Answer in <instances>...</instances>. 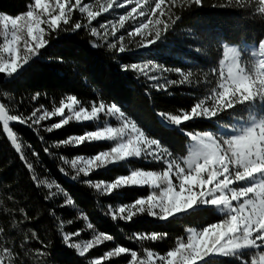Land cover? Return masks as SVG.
<instances>
[{
	"label": "snow or ice",
	"instance_id": "6c2138e0",
	"mask_svg": "<svg viewBox=\"0 0 264 264\" xmlns=\"http://www.w3.org/2000/svg\"><path fill=\"white\" fill-rule=\"evenodd\" d=\"M232 2L229 0L230 4ZM235 3L244 7L241 0H235ZM179 4L181 9L190 10L193 5L202 6V0H179ZM256 4V12L264 17V0H256ZM176 5L177 0H95L94 3L92 0H30L27 10L21 14H0V74L7 79L20 76L49 46L52 36L60 31L88 29L91 36L106 42L107 48L117 54L125 53L128 43L136 37L140 38L135 41L137 48L154 46L182 18L174 12ZM129 6L130 10L124 14L116 13L117 9ZM76 12L80 14V19L74 18ZM105 13H115L116 18L94 26L93 21ZM129 22L133 24L131 30H127V37L131 39L125 43V35L118 33L126 29ZM253 43L257 46L249 50L255 60L251 68L245 61L242 48L225 45L219 69L212 67L204 73L205 77L210 74L217 77L215 81H208L215 86L204 98L197 99L190 109L157 113L164 129H179L190 138L187 155L174 153L161 138L130 118L115 102L108 103L102 97L86 104L75 95H67L58 104L54 101L51 110L40 104L30 115L14 110L7 102H0V129L19 154L20 161L32 173L31 179L36 186L48 189L45 200L63 196L59 205L61 208L76 207L74 198L59 182L41 180L35 174V166L29 162L14 124L40 130L42 122L58 117L57 122L42 130L52 133L73 122L94 124L95 128L83 134L70 135L53 144L54 148L79 147L93 142L112 143L107 150L90 156L77 155L69 159L61 155L59 159L75 173L71 175L73 181H82L102 196H114L128 187L148 189L146 195L130 203L109 205L107 211L113 221L131 222L138 215L169 221L206 211L220 214L216 222L206 226L187 227L184 235L177 237L162 254L153 249L139 252L117 243L101 256L88 260V264H108L110 260L122 256L127 257L126 264H218L220 258H231L235 264H264V31ZM121 67L135 72L138 78L145 77L149 82L148 88L158 91H167L168 86L193 83L194 73L182 71L179 67L162 69L163 72L178 73L179 80L156 75L161 68L155 64L130 63ZM147 94L150 95V92ZM39 98L38 92L31 97L33 102ZM3 99L0 96V100ZM237 109L248 112V118L244 120L241 117L242 122L238 125H225V131L220 135L211 131H189L183 127L198 119L212 121ZM112 118L118 121V126H112ZM39 139L44 141L43 136ZM50 151L49 147H44L45 154ZM32 155L38 157L39 153L33 149ZM132 160L160 167H129L128 174L118 175L110 181H93L90 178L100 169L116 164L128 165ZM59 171L69 175L64 168ZM51 215L61 219L54 209ZM78 219L89 221L90 218L80 211ZM76 222L70 219L67 224ZM59 227L64 229L63 221ZM86 227L92 230V238L83 242H74V238L82 235L81 231H63L62 235L63 243L75 249L80 257H85L94 247L115 240L113 235L97 231L91 222ZM5 231L4 227H0V234ZM167 236V233L152 232L134 234L129 239L158 243ZM31 239L39 241L38 233L32 231ZM28 242L26 237L20 248L25 250V256L32 252L37 264H40V257L49 255L46 251L49 246L40 241L42 247L26 249ZM13 253L14 249L6 242H0V264H13ZM16 258L19 259V253H16Z\"/></svg>",
	"mask_w": 264,
	"mask_h": 264
},
{
	"label": "trees",
	"instance_id": "16d2710c",
	"mask_svg": "<svg viewBox=\"0 0 264 264\" xmlns=\"http://www.w3.org/2000/svg\"><path fill=\"white\" fill-rule=\"evenodd\" d=\"M29 2L30 0H0V14H21L27 10ZM241 3L243 8L236 4L235 0L231 4L229 0H202V6L193 5L188 10L181 9L177 0L174 12L182 18L166 33L164 39L151 46V54L146 57H140L130 51L117 54L115 50L108 49L107 44L96 42L88 29L55 33L49 46L42 50L29 69L14 79H5L0 86V96L4 99L0 101L7 102L14 110L30 115L40 104L51 110L54 101L58 104L61 99H66L67 95H75L86 104L102 97L108 103L115 102L130 118H134L143 128L161 138L174 153L187 155L190 138L179 129H164L157 113L190 109L197 99L204 98L215 86L208 81H215L216 78L212 74L205 77L204 73L212 67L219 69V60L223 58L222 44L239 48L257 46L253 41L264 31V17L255 10L256 0H241ZM74 18L80 19L78 12L74 13ZM94 42L100 46L92 47ZM141 61H151L162 68L179 67L185 72L192 71L193 83L168 86L167 91L148 88L149 82L145 77L138 78L135 72L125 71L121 67L122 64ZM167 73L169 79H181L176 72ZM37 92L40 93V98L33 102L31 97ZM237 112L238 110L229 111L225 114L234 115ZM58 119L54 117L42 122L40 130L18 123L14 124V129L20 135L29 162L35 166V174L41 180L59 182L74 198L75 208H61L59 205L63 202V196H57L54 200L44 199L48 189L36 186L31 179L32 173L20 161L19 154L14 151L0 129V227L6 229L5 233L0 234V242H6L14 249L13 264H37L32 252L25 256V250L20 248L26 237L29 240L26 249L42 247L40 241L49 246L46 249L49 255L40 257V264H88V260L101 256L117 243L139 252L153 249L162 254L174 244L177 237L184 235L187 227H195L198 224L206 226L207 223L216 222L219 215L210 211L169 221H160L147 215H138L131 222L113 221L107 211L109 205L130 203L139 196L146 195L148 189L128 187L114 196H102L82 181H73L71 175L75 173L69 165H64L59 159L61 155L69 159L77 155L90 156L107 150L112 143L93 142L79 147L54 148L53 144L70 135L83 134L86 130L95 128L94 124L73 122L52 133L42 130ZM221 119H225L224 115L217 118L220 122L198 119L183 127L189 131H211L218 134ZM111 124L118 126V121L112 118ZM40 136L44 137L43 142L39 139ZM45 146L51 149L49 154H45ZM33 149L39 153L38 157L32 155ZM129 167L152 168L141 160H132L128 165L116 164L100 169L90 178L93 181H110L118 175L128 174ZM60 168H64L69 175L61 173ZM20 209L24 211L21 212ZM53 209L61 219L51 215ZM80 211L89 216V221L78 219ZM70 219L77 222L68 225L67 221ZM62 221L65 226L63 230L59 227ZM88 222L93 223L97 231L113 235L115 240L94 247L85 257H80L75 249L63 243L62 235L63 231H81L82 235L74 238V242L91 239L92 230L86 227ZM32 231L38 233L39 241L31 239ZM152 232L167 233L168 236L158 243L129 239L134 234ZM16 253H19L18 260ZM126 259L124 256L114 258L108 264H126ZM218 264H235V261L231 258H220Z\"/></svg>",
	"mask_w": 264,
	"mask_h": 264
},
{
	"label": "rangeland",
	"instance_id": "374dc122",
	"mask_svg": "<svg viewBox=\"0 0 264 264\" xmlns=\"http://www.w3.org/2000/svg\"><path fill=\"white\" fill-rule=\"evenodd\" d=\"M92 2L94 3L95 0H92ZM101 2H103V0H101ZM127 10H130V6L127 9H117L116 10V13L124 14ZM114 18H116V14L115 13H112V14L105 13L101 17H99L97 19V21H93V25L98 27L99 26V23H103V22H105L107 20L114 19ZM132 27H133L132 22H129L127 24V26H126V29L121 30L120 33H118V35H120V34L125 35V41H124L125 43H128L129 39H131V38H128L127 37V30H131ZM94 39H95L96 42H101V43L106 44V42L99 40L98 37H94ZM139 39H140L139 37H136V38H134V41L133 42L128 43V50L127 51L133 52L135 54H139L140 57H146L148 54H151V47H148V48H137V44H136L135 41H138ZM113 42H115V41H113ZM93 44H97V43L94 42L91 45H93ZM225 45L226 44H222V50L223 51H224ZM228 46L229 47H234V46H231V45H228ZM251 48L252 47H243L242 48L244 50L245 61L248 64V67L249 68H251L253 66V64L255 63V60L252 59L251 56H250L249 50ZM143 63H149V64H155V65H157L159 68H161V71L156 72V75H158V76H167L169 78L168 73L167 72H163L162 71L163 68L159 64L154 63V62H151V61H141L139 64H143ZM214 79L216 80L217 77L214 78ZM161 82H163V80H161ZM237 110H238V112L235 113L234 115H231V114L230 115H226L225 113L223 114L224 117H225V119H224L225 121L224 120L222 121V119H221V122L222 123L221 124L220 123L218 124L219 125V133L217 135H220V134H222L225 131V127H224L225 125H238L239 123L242 122V120L240 119L241 117L244 120H246L248 118V112H245V111H243L241 109H237ZM236 114H238V115L236 116ZM204 121H206V120H204ZM212 121L220 122V121H217V119H214ZM190 144H191V140H190L189 145ZM142 163L143 164H146V165H150L152 167L151 169H153V168H159L160 167L157 164H148V163H145L144 161H142ZM217 214L220 215L219 213H217Z\"/></svg>",
	"mask_w": 264,
	"mask_h": 264
},
{
	"label": "water",
	"instance_id": "95a60500",
	"mask_svg": "<svg viewBox=\"0 0 264 264\" xmlns=\"http://www.w3.org/2000/svg\"><path fill=\"white\" fill-rule=\"evenodd\" d=\"M5 79L6 77L3 74H0V86L4 83Z\"/></svg>",
	"mask_w": 264,
	"mask_h": 264
}]
</instances>
